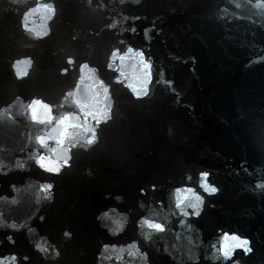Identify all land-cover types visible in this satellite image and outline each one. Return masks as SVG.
Segmentation results:
<instances>
[{"label": "water", "instance_id": "95a60500", "mask_svg": "<svg viewBox=\"0 0 264 264\" xmlns=\"http://www.w3.org/2000/svg\"><path fill=\"white\" fill-rule=\"evenodd\" d=\"M233 260L264 264V0H0V264Z\"/></svg>", "mask_w": 264, "mask_h": 264}, {"label": "clouds", "instance_id": "9594fccd", "mask_svg": "<svg viewBox=\"0 0 264 264\" xmlns=\"http://www.w3.org/2000/svg\"><path fill=\"white\" fill-rule=\"evenodd\" d=\"M206 191L211 194L217 192L218 189L215 187H209L206 189ZM200 200L201 197L197 196L194 199V201L188 205L190 208L194 210L193 215L197 217L200 215L201 212ZM181 211L185 216H188L187 211H184L183 209H181ZM181 223H183V221H181ZM160 228L162 231L163 227L160 226ZM232 239L234 243L226 250H223L221 253L225 261L231 260L237 249H241L245 253V255H248L252 252L251 241L247 237H240L239 235H233ZM130 255H135V253H130ZM217 258L218 257L215 256L213 257V259H217ZM233 264H239V261L233 260Z\"/></svg>", "mask_w": 264, "mask_h": 264}]
</instances>
